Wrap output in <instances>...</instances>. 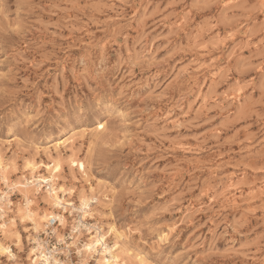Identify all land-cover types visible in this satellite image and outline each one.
<instances>
[{
    "label": "rangeland",
    "instance_id": "374dc122",
    "mask_svg": "<svg viewBox=\"0 0 264 264\" xmlns=\"http://www.w3.org/2000/svg\"><path fill=\"white\" fill-rule=\"evenodd\" d=\"M0 146L16 182L26 158L63 157L66 186L100 196L89 222L148 264H264V0H0ZM17 229L30 264L47 233Z\"/></svg>",
    "mask_w": 264,
    "mask_h": 264
},
{
    "label": "bare ground",
    "instance_id": "6f19581e",
    "mask_svg": "<svg viewBox=\"0 0 264 264\" xmlns=\"http://www.w3.org/2000/svg\"><path fill=\"white\" fill-rule=\"evenodd\" d=\"M87 131V127H83L82 130L72 133V136L67 132L60 133L58 140L54 141L49 149H54L55 151L59 150V147L66 143H69L72 146L73 136L79 133H86ZM4 156L0 153V182L6 186L5 188L8 189L7 191L0 190V220H3V222L0 221V233L2 234L0 235L1 264V259L3 258H7L8 261L15 262V264L20 262L17 255L14 253L13 247H16L19 252L22 253L24 251L23 247L25 246V241L23 234L17 229V220H19L22 224L31 225V230H27L25 233L33 236V240L36 243L38 239H36L37 235H40L41 233H47V229H45L46 223H49L51 220H58L60 224L59 226L64 227L66 224V215L68 213L72 215L74 212H78V217L81 219V227L86 229L88 232L86 241L82 243L83 245H81V248L78 251L82 258L81 264H88L91 259H95L96 264H148L144 255H142L140 252H135L132 250V248L130 249V247H127L128 245H126V242L128 241L130 234L128 235L126 231L119 230L114 224H106L105 227H103L99 223H94L92 225L89 223L90 220H95L94 216L96 213L94 211V204H99L101 202L99 195L105 194L102 192L101 194L97 190L99 197L94 196V192L96 190L94 187L90 188V195L86 192H80L77 194L74 188L66 186L65 179L62 177V174L65 170L64 160L62 159L63 157L61 158V156L58 155L57 158H50V154V157L46 156L47 158H50V163L38 161V157H36L35 154L34 156L26 158L24 161V169L29 173L30 178H26V176L22 175L23 177H21L20 180L16 182L11 181V178L13 175L18 174L17 166L16 164H5ZM78 158V154H72L70 156L71 166H77L76 164L78 163ZM78 168L80 169V167ZM44 171L49 176H43L41 172ZM79 172L80 171H78V173ZM59 178H61V180ZM83 179H85V177ZM86 182H88V180ZM44 187H46L44 202L49 209L41 211L38 209V195L41 193V190ZM14 192H18L23 197V203L22 205L20 204L21 206H17L16 213L15 211L12 212L16 215L8 222L6 221L5 212L6 209H12V203L8 200V194H13ZM75 195H78V205H76L73 200ZM105 198H108V196H105ZM5 201H7L6 204L4 203ZM56 229L58 230L59 227L54 229L55 232ZM168 237L169 234L165 233L164 235L160 236L158 240L160 243H165L168 242V239H170ZM109 239L113 240L112 245L109 243ZM40 245L41 244L39 243L37 247L39 248ZM38 248L33 247L30 249L28 254L30 264H50L45 256L43 257L38 255ZM67 249H70L68 245Z\"/></svg>",
    "mask_w": 264,
    "mask_h": 264
},
{
    "label": "built area",
    "instance_id": "2783aa9c",
    "mask_svg": "<svg viewBox=\"0 0 264 264\" xmlns=\"http://www.w3.org/2000/svg\"><path fill=\"white\" fill-rule=\"evenodd\" d=\"M78 220V219H77ZM3 222V220H0ZM91 225L94 224L89 222ZM58 220H51L47 224V234H42L38 237V242L34 244L36 248L41 244L37 250L39 256H45L50 264H81L80 255L75 247L67 249V245L71 244L79 233L86 232L84 228L81 227L80 222H75L74 227L66 234L60 241L57 238V232L55 233L54 228L60 227ZM1 235V233H0ZM81 246V242L78 243V247ZM89 264H95L94 261H90Z\"/></svg>",
    "mask_w": 264,
    "mask_h": 264
}]
</instances>
